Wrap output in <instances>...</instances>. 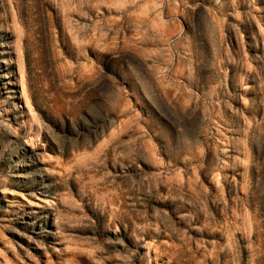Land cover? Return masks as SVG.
I'll list each match as a JSON object with an SVG mask.
<instances>
[{
    "label": "rangeland",
    "instance_id": "obj_1",
    "mask_svg": "<svg viewBox=\"0 0 264 264\" xmlns=\"http://www.w3.org/2000/svg\"><path fill=\"white\" fill-rule=\"evenodd\" d=\"M0 264H264V0H0Z\"/></svg>",
    "mask_w": 264,
    "mask_h": 264
},
{
    "label": "bare ground",
    "instance_id": "obj_2",
    "mask_svg": "<svg viewBox=\"0 0 264 264\" xmlns=\"http://www.w3.org/2000/svg\"><path fill=\"white\" fill-rule=\"evenodd\" d=\"M116 211H117V210H116ZM118 211H119V210H118ZM114 212H115V210H114ZM114 212H113V213H114ZM115 213H116V212H115ZM118 213H119V212H118ZM113 215H114V214H113Z\"/></svg>",
    "mask_w": 264,
    "mask_h": 264
}]
</instances>
